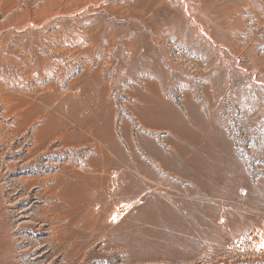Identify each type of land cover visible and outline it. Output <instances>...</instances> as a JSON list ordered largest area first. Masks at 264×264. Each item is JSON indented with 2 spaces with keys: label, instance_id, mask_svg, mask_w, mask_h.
Segmentation results:
<instances>
[{
  "label": "rangeland",
  "instance_id": "374dc122",
  "mask_svg": "<svg viewBox=\"0 0 264 264\" xmlns=\"http://www.w3.org/2000/svg\"><path fill=\"white\" fill-rule=\"evenodd\" d=\"M189 98L232 197L173 173ZM0 264H264V0H0Z\"/></svg>",
  "mask_w": 264,
  "mask_h": 264
},
{
  "label": "crops",
  "instance_id": "0c3cea01",
  "mask_svg": "<svg viewBox=\"0 0 264 264\" xmlns=\"http://www.w3.org/2000/svg\"><path fill=\"white\" fill-rule=\"evenodd\" d=\"M185 107L187 110V122H183L179 116L175 115V120L172 122L173 125H171L174 133L180 136L181 140L185 143L183 146H178L176 151L178 153L177 157L179 159L183 158L182 166L174 167L175 171L173 170V173L176 175L179 173L177 175L178 177L189 176L196 187L204 191L207 196L216 194L222 198L232 197L231 194L235 181L232 180V173L234 171H232L231 166L234 168L237 164L231 156L229 142L223 137V128L220 127L219 123L213 121L212 118L206 116V113L203 111L204 106L200 102L189 98L186 101ZM157 162L161 163L164 167V162L161 160ZM198 170L200 172L206 171L207 173H212L214 174L213 176L218 177L215 180V184H209V182L212 183L213 176L210 178L208 175L202 178ZM217 171L221 173L219 172L218 175ZM236 171L239 176L241 175L242 181L244 182V175H242L240 168ZM195 174L198 175L196 176ZM203 181L206 182H204V186L202 185ZM209 185H215L217 189L209 191L206 189V187H211Z\"/></svg>",
  "mask_w": 264,
  "mask_h": 264
},
{
  "label": "bare ground",
  "instance_id": "6f19581e",
  "mask_svg": "<svg viewBox=\"0 0 264 264\" xmlns=\"http://www.w3.org/2000/svg\"><path fill=\"white\" fill-rule=\"evenodd\" d=\"M195 157H196V156H195ZM195 157H194V158H195ZM196 164H197V163H196ZM201 164H202V163H201ZM194 167H195V166H194ZM183 169H184V168H183ZM208 170H209V169H208ZM217 170H218V169H217ZM198 172H200V171L198 170ZM217 172H218V175H219V172H220V171H217ZM220 173H221V172H220ZM178 174H179V173H178ZM178 174H177V175H178ZM195 175L197 176L198 174H195ZM200 175H201L202 178H205V177H207L208 175L210 176V178H212V176H213L214 174H212V173H207L206 171H202V172H200ZM218 175H217V176H218ZM180 176H181V175H180ZM221 176H222V174H221ZM221 176H220V177H221ZM213 177H214V178L211 180L212 183L209 182V184H212V185L215 184V182H216L215 180H216L218 177H216V176H213ZM223 177H224V176H223ZM223 179H224V178H223ZM198 180H199V179H198ZM200 180H201V179H200ZM204 180H205V179H204ZM201 181H202V180H201ZM206 181H208V180H206ZM204 182H205V181H203V184H202L203 186H204ZM219 182H220V181H219ZM198 183H199V182H198ZM205 183H206V182H205ZM199 184H200V183H199ZM207 185H208V184H207ZM207 185H205V186H207ZM209 186H211V185H209ZM126 188H127V187H126ZM204 188H205V187H204ZM128 189H129V193H128V194H127V193H124V195H123V193H122L123 198H124L125 196H127V197H128V196H132V195L135 196V195H136V192L138 191V188H137L136 186H133V187H132L131 185H129ZM206 189H208L209 191H210V190L214 191V190H216L217 188H216V186L214 185V186H211V187H206ZM124 190H125V189H124ZM216 192H217V191H216ZM227 192H228V191H227ZM122 195H121V196H122ZM121 196H120V197H121ZM120 197H119V195H113V196H112V202H113V203H114V202H119V201H120ZM128 198H129V197H128ZM123 201H124V200L121 199V202H123ZM167 201H168V200H167ZM156 202H157V201H156ZM156 202H155V203H156ZM169 202H170V201H169ZM170 205H171V204H170ZM262 206H263V205H262ZM162 207H163V206H162ZM168 207H169V206H168ZM164 209H165V208H164ZM167 209H168V208H167ZM140 210H142V209H140ZM172 210L174 211V209H172ZM176 210H177V209H176ZM184 210H185V209H184ZM162 211L165 212V210H162ZM173 211H170V212L172 213ZM161 213H162V212H161ZM161 213H160V214H161ZM167 213H168V212H167ZM178 214H180V213H178ZM192 214H193V213H192ZM173 215H174V214H173ZM173 215H172V216H173ZM169 216H170V215H169ZM197 217H198V216H197ZM197 217H196V218H197ZM157 218H158V217H157ZM174 218L176 219V217H174ZM156 220H157V219H156ZM173 220H174V219H172V221H173ZM149 221H151V220H149ZM182 221H183V220H182ZM200 222H201V221H200ZM203 222H204V221H203ZM153 223H154V222H153ZM199 224H200V223H199ZM201 224H202V223H201ZM174 225H175V224H174ZM169 226H170V225H169ZM200 226H201V225H200ZM179 227H180V226H179ZM199 229H200V228H199ZM204 233H205V232H204Z\"/></svg>",
  "mask_w": 264,
  "mask_h": 264
}]
</instances>
